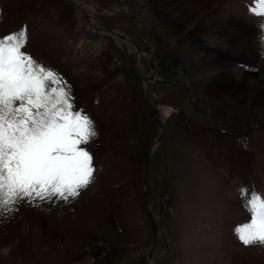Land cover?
Segmentation results:
<instances>
[{
  "label": "rangeland",
  "instance_id": "obj_1",
  "mask_svg": "<svg viewBox=\"0 0 264 264\" xmlns=\"http://www.w3.org/2000/svg\"><path fill=\"white\" fill-rule=\"evenodd\" d=\"M76 1L143 68L66 0H0V39L22 28L21 51L98 133L76 198L0 207V264H146L145 154L150 263L264 264L235 231L252 194L264 199V15L253 0Z\"/></svg>",
  "mask_w": 264,
  "mask_h": 264
},
{
  "label": "snow or ice",
  "instance_id": "obj_2",
  "mask_svg": "<svg viewBox=\"0 0 264 264\" xmlns=\"http://www.w3.org/2000/svg\"><path fill=\"white\" fill-rule=\"evenodd\" d=\"M257 8L264 14V0ZM26 41L23 29L0 39V207L74 199L95 171L85 147L98 135L94 121L73 110L55 70L21 51ZM246 207L251 219L236 226L238 238L264 241V199L254 192Z\"/></svg>",
  "mask_w": 264,
  "mask_h": 264
},
{
  "label": "bare ground",
  "instance_id": "obj_3",
  "mask_svg": "<svg viewBox=\"0 0 264 264\" xmlns=\"http://www.w3.org/2000/svg\"><path fill=\"white\" fill-rule=\"evenodd\" d=\"M72 1V4L81 12V13H83L81 10H83V11H85V12H87L89 15H90V17H88V20H87V22H88V24L89 25H91L92 27H94V29H96V30H99L100 32H107V31H103V30H101L100 29V26H99V24H97V22L95 21L96 19L94 18V15L92 14V12H90V10L88 9L87 11L84 9V6H86L87 7V5L86 4H83V3H79L78 1H76V0H71ZM84 5V6H83ZM80 6V7H79ZM109 29V28H108ZM112 30V33H109V32H107V33H109V34H111L112 36H114L115 38H116V40L118 41V42H120V41H123V42H127V43H129V44H131L132 45V48H135V57H136V60H137V64H139V68H143L142 67V57L140 58V53H142L141 51H139L138 50V48H137V46L129 39V37L127 36V35H125V34H122V33H120L119 31H117L116 29H111ZM141 65V66H140ZM151 65V64H150ZM141 74V73H140ZM141 76H142V74H141ZM142 79H143V81H144V84L146 83V85L145 86H148V84L151 82H149V78H148V76H146L145 75V73H144V71H143V76H142ZM149 82V83H148ZM147 99H148V101H150V98L147 96ZM168 110H169V108H165L164 109V113H165V115L167 114V112H168ZM152 148V147H151ZM157 232H158V230H157ZM150 261H151V257H150V259H148V262H149V264H153L152 262L150 263Z\"/></svg>",
  "mask_w": 264,
  "mask_h": 264
},
{
  "label": "water",
  "instance_id": "obj_4",
  "mask_svg": "<svg viewBox=\"0 0 264 264\" xmlns=\"http://www.w3.org/2000/svg\"><path fill=\"white\" fill-rule=\"evenodd\" d=\"M66 1L69 4L72 5V1L71 0H66ZM81 11L83 12L85 19L88 20V17H90V15L87 12L83 11V10H81ZM100 29L103 30V31H107L109 33H112L111 29H108V28H106L104 26H101ZM146 93H147V91H146ZM146 98H147V94H146ZM161 133H162V131L160 130V134L153 141H158L159 138L161 137ZM142 170H143V174H142L143 203H144V207L146 208L147 216H148V219H149V222H150V225H151V243H150V247H149V250L147 252V257H146V264H147V260L150 259L151 255H152V249H153L155 241H156V225L154 223L152 215L150 214V211H149V209L147 207V204H146L145 187H146V184H147V175H146V173H147V154H145V159H144V162H143V169Z\"/></svg>",
  "mask_w": 264,
  "mask_h": 264
},
{
  "label": "clouds",
  "instance_id": "obj_5",
  "mask_svg": "<svg viewBox=\"0 0 264 264\" xmlns=\"http://www.w3.org/2000/svg\"><path fill=\"white\" fill-rule=\"evenodd\" d=\"M253 243V242H252ZM257 243L261 244L262 246H264V241H258ZM9 252L8 248H4V249H0V254L2 255H7Z\"/></svg>",
  "mask_w": 264,
  "mask_h": 264
}]
</instances>
